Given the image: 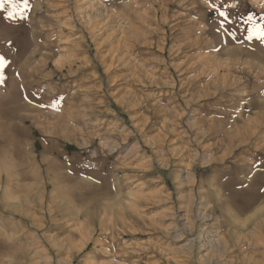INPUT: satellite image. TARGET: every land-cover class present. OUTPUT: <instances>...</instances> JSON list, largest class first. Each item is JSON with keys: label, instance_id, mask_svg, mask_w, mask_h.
I'll list each match as a JSON object with an SVG mask.
<instances>
[{"label": "rangeland", "instance_id": "374dc122", "mask_svg": "<svg viewBox=\"0 0 264 264\" xmlns=\"http://www.w3.org/2000/svg\"><path fill=\"white\" fill-rule=\"evenodd\" d=\"M28 3L0 11V264H264V0Z\"/></svg>", "mask_w": 264, "mask_h": 264}, {"label": "snow or ice", "instance_id": "6c2138e0", "mask_svg": "<svg viewBox=\"0 0 264 264\" xmlns=\"http://www.w3.org/2000/svg\"><path fill=\"white\" fill-rule=\"evenodd\" d=\"M7 6V18L15 19L20 17L21 19L25 18V10L29 7L28 0H0V11H3ZM220 15L227 19V16L224 12H221ZM249 21L252 20L251 17L248 18ZM253 36L257 38H264V25H256L249 29V39ZM7 61L3 56H0V82H3V70L7 65Z\"/></svg>", "mask_w": 264, "mask_h": 264}, {"label": "bare ground", "instance_id": "6f19581e", "mask_svg": "<svg viewBox=\"0 0 264 264\" xmlns=\"http://www.w3.org/2000/svg\"><path fill=\"white\" fill-rule=\"evenodd\" d=\"M195 5H196V4H195ZM166 7H167V6H166ZM157 8H158V7H157ZM215 8H216V7H215ZM169 9H170V8H169ZM166 10H167V9H166ZM166 16H167V15H166ZM251 27H252V25H251ZM2 32H3V31H2ZM5 36H6V34H5ZM8 38H9V37H8ZM3 40H4V39H3ZM20 43H21V42H20ZM203 44H204V41H203ZM11 45H12V44H11ZM17 45H18V44H17ZM17 45H16V47L19 46V45H18V46H17ZM20 47H21V46H20ZM22 47H23V46H22ZM251 50H252V49L250 48V46H248V48L245 49V53H250ZM234 51H235V50H234ZM228 57H229V56H228ZM247 57H249V56H247ZM226 58H227V57H226ZM233 58H234V57H233ZM236 59H237V58H236ZM238 59H239V58H238ZM206 60H207V59H206ZM208 60H209V59H208ZM208 60H207V61H208ZM197 61H198V60H197ZM204 61H205V60H204ZM243 61H244V59H243ZM245 61H246V60H245ZM249 61H250V60H249ZM253 61H257V60H254V59H253ZM239 62H240V61H239ZM257 62L260 63L259 61H257ZM228 63H229V62H228ZM246 63H247V62H246ZM251 63H252V62H251ZM255 63H256V62H255ZM205 64H206V63H205ZM236 64H237V63H236ZM238 64H239V63H238ZM248 64H249V63H248ZM242 65H243V63H242ZM202 66H203V65H202ZM228 66H229V65H228ZM228 66H227V69H228ZM249 66H250V64H249ZM205 67H206V66H205ZM212 67H213V66H212ZM216 67H217V66H216ZM220 67H221V66H220ZM220 67H219V68H220ZM230 67H231V66H230ZM256 67H257V66H256ZM192 68H193V67H192ZM192 68H191V69H192ZM213 68H214V67H213ZM219 68H218V69H219ZM224 68H225V67H224ZM233 68H234V67H233ZM235 68H237V66H236ZM238 68H239V67H238ZM252 68H253V67H252ZM215 69H217V68H215ZM227 69H226V70H227ZM249 69H250V67H249ZM253 69H254V68H253ZM236 70H237V69H236ZM35 71H36V70H35ZM209 71H210V70H209ZM217 71H218V70H217ZM216 73H217V72H216ZM217 75H218V74H217ZM223 76L226 77V75H223ZM30 78H31V77H30ZM31 80H32V79H31ZM189 83H190V82H189ZM213 85H214V84H213ZM210 86H211V85H210ZM210 86H209V87H210ZM179 87H180V86H179ZM218 89H219V88H218ZM191 93H192V92H191ZM198 93H199V92H198ZM203 93H204V92H203ZM214 94H215V93H214ZM215 95H216V94H215ZM206 96H207V95H206ZM4 97H5V96H4ZM14 98H15V97H14ZM3 100H4V99H3ZM13 102H14V101H13ZM6 105H7V104H6ZM179 106H180V105H179ZM3 111H4V110H3ZM261 111H262V110H261ZM259 118H260V117H259ZM36 120H37V119H36ZM254 121H255V120H254ZM255 122H256V121H255ZM257 122H258V121H257ZM261 123H262V122H261ZM197 124H198V123H197ZM252 125H253V123H252ZM54 127H55V126H54ZM249 127H250V125H249ZM56 128H57V127H56ZM210 129H211V128H210ZM250 130H251V129H250ZM238 131H239V130H238ZM253 131H254V130H253ZM236 132H237V131H236ZM240 132H241V131H240ZM254 132H255V131H254ZM237 134H238V133H237ZM242 134H243V133H242ZM232 135H233V133H232ZM233 136H234V135H233ZM235 136H236V135H235ZM237 136H238V135H237ZM208 137H209V136H208ZM242 137H243V136H242ZM242 137H241V139H242ZM239 140H240V138H239ZM242 141H244V140H242ZM206 147H207V146H206ZM4 170H5V169H4ZM261 177H263V176H261ZM248 182H249V181H248ZM250 184H252V183L250 182ZM253 186H254V185H253ZM253 186H252V187H253ZM250 189H251V188H250ZM252 190H253V189H252ZM262 190H263V188H262ZM248 191H250L249 188H248ZM250 192H251V191H250ZM91 195L94 196V194H91ZM251 195H252V194H251ZM97 196H98V195H97ZM254 196H255V195H254ZM263 196H264V195H263ZM99 197H100V196H99ZM94 198H95V197H94ZM96 198H97V197H96ZM96 198H95V199H96ZM84 200H85V199H84ZM84 200H83V201H84ZM105 201H106V200H105ZM105 201H104V202H105ZM94 202H95V201H94ZM235 203H237V202H235ZM89 204H91V202H90ZM247 204H248V205H247V208H246L245 211H246V213H247L248 215L246 216V219H245L244 223H245V222H246V223H247V222L250 223V222H253V221H254V224H255V225H259V224H258L259 222H261V223L264 222V217H260L259 220H258V223H257V218L259 217V215L263 214V212H264V207H260V206H259V207H258V206H255V207H254L253 202H251V203L249 202V203H247ZM241 205H242V204H241ZM85 206H86V205H85ZM87 207H89V206H87ZM87 207H86V208H87ZM96 209H97V208H96ZM100 211H102V210H100ZM95 213H96V212H95ZM212 223H214V222H212ZM244 223H243V224H244ZM214 224H215V223H214ZM244 225H245V224H244ZM260 227H261V226H260ZM261 228H263V227H261ZM254 244H255V243H254Z\"/></svg>", "mask_w": 264, "mask_h": 264}]
</instances>
